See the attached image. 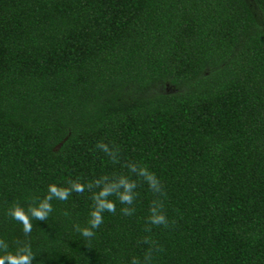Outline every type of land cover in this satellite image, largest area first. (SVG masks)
<instances>
[{
	"label": "trees",
	"instance_id": "trees-1",
	"mask_svg": "<svg viewBox=\"0 0 264 264\" xmlns=\"http://www.w3.org/2000/svg\"><path fill=\"white\" fill-rule=\"evenodd\" d=\"M126 161L175 223L144 232L141 183L135 214L118 203L87 240L91 194L73 193L33 221V264H129L145 235L153 264H264V0H0V237L26 239L13 201Z\"/></svg>",
	"mask_w": 264,
	"mask_h": 264
},
{
	"label": "clouds",
	"instance_id": "clouds-1",
	"mask_svg": "<svg viewBox=\"0 0 264 264\" xmlns=\"http://www.w3.org/2000/svg\"><path fill=\"white\" fill-rule=\"evenodd\" d=\"M96 148L110 159L113 164L120 163V149L118 145H111L104 141H97ZM122 167L127 172L105 173L98 177L85 180L82 177L68 178L60 183H50L42 196L30 198L26 204L13 201L6 211V216L22 225L25 236L24 241H17L12 247L0 237V264H33L36 257L32 250L30 239L33 221H47L54 211L53 200L67 201L73 193L83 195L90 193L92 201L87 224L81 226L74 224L73 228L82 237L91 240L96 235V230L104 222V213L115 214L117 204L122 207L120 213L124 216H132L136 212L135 202L139 195L137 189L141 183L147 184L153 193L154 199L148 209L144 232L150 234L153 227L168 229L175 221H169L165 210L164 198L166 189L161 179L147 166L134 161H126ZM65 216L69 213L65 212ZM141 243L148 245L143 257L133 256L129 264H153L154 254L162 252L163 246L152 239L150 235L141 238Z\"/></svg>",
	"mask_w": 264,
	"mask_h": 264
}]
</instances>
